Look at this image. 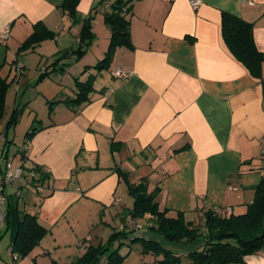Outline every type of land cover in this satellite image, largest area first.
<instances>
[{"label": "crops", "instance_id": "0c3cea01", "mask_svg": "<svg viewBox=\"0 0 264 264\" xmlns=\"http://www.w3.org/2000/svg\"><path fill=\"white\" fill-rule=\"evenodd\" d=\"M99 1L80 0V22L72 25L59 9L63 0H0V32L10 28L8 40L0 41L1 76L20 84L31 69L32 80L38 79L58 57L48 70L65 67L63 73L54 71L37 85L36 97L46 107L51 100L59 103L40 117L41 129L35 135L26 140L28 131L24 133L27 151L17 164L26 170L39 167L49 178L40 193L24 181L5 190L4 211L10 215L0 223V264H50L41 255L56 264H72L106 236L105 225L103 238L93 240L88 226L106 223L107 217L116 222L117 231L126 225L133 199L119 171L131 184L146 180L148 192L159 190V209L168 210L170 216L180 212L191 222L209 208L244 214L264 173V62L262 78H253L230 53L221 34L222 14L235 16L251 24L255 48L264 55V0L251 4L202 0L196 9L190 0H134L127 15L132 47L116 48L101 78L92 67L106 53L107 27L102 52L87 50L78 60L70 54L82 20L97 8L91 31L95 38L100 34L103 13L112 0L98 7ZM36 23L54 37L19 53ZM18 67L20 79L14 71ZM118 69L127 77H113ZM89 76L97 79L89 102L76 107L62 103L75 97V81L84 82ZM24 89L14 108L23 104L31 112L32 99L23 95ZM35 118H29L27 128ZM4 138V156L14 155L20 146L12 145L15 134L10 140L5 133ZM20 187L22 192L32 191L33 206L15 199ZM24 197L25 192L21 200ZM13 202L19 211L36 215L48 230L24 260H14L11 253L18 217ZM142 231L139 238L177 256L204 244L200 237L182 244ZM63 237L70 239L71 247L52 256L50 250L57 248L52 246L64 244ZM243 264H264V249L245 257Z\"/></svg>", "mask_w": 264, "mask_h": 264}, {"label": "trees", "instance_id": "16d2710c", "mask_svg": "<svg viewBox=\"0 0 264 264\" xmlns=\"http://www.w3.org/2000/svg\"><path fill=\"white\" fill-rule=\"evenodd\" d=\"M79 1L63 0L59 8L62 13L70 18L72 25L80 22L77 13ZM105 1L107 0H100L97 6L102 5ZM133 1L114 0L110 2L108 10L103 13L104 23L110 31V41L104 57L92 67L96 72L107 70L110 67L111 56L116 48L132 47L127 15ZM91 20L92 16L82 20L77 45L70 52V54L76 56L77 60L86 54L88 46L94 39L91 31ZM221 34L233 57L247 69L253 78L261 79L264 55L255 48L251 24L224 13L221 18ZM53 37L54 34L47 30L42 23H36L33 26V32L20 45L18 52L32 49L44 40ZM60 59L61 57H58L50 66L44 68L37 80L45 79L54 71L63 73L65 67L48 70L49 67H54ZM94 79V76H89L84 82L76 80L75 97L62 100V103L69 107L88 103L89 95L93 92ZM12 80L4 78L0 74V121L4 114L7 89ZM57 103H59L58 100L48 101L49 114ZM18 115L19 112L15 109L11 114L8 125H14L17 122ZM40 129L37 126H31L26 134V140H29ZM24 155L21 156L22 159H24ZM30 170L34 171L37 177L28 180V185L33 189L38 185L43 186V182L49 178L48 175L42 172L39 167H33ZM119 178L123 180L127 194L133 198V207L129 213L131 220L136 223H139L137 220H142L144 222L142 229L147 228L171 242L186 243L192 242L198 237H203L205 243L202 249L185 256H177L155 242L139 238L138 233L141 230L136 232L127 225H123L122 228L111 234L105 244H99L97 247L90 245L86 252L72 264H98L102 259L106 260V264H122L124 256L119 254L118 247L127 241L140 242L143 254L162 256L161 259L155 260L153 264H243L245 257L264 249V235L259 237L262 233L264 219V173L259 184L254 187L253 201L247 206L244 214L225 215L222 209L209 208L202 211L201 218L197 222L186 221L184 215L180 212L170 216L168 210L159 209L156 201L159 190L155 189L148 192L146 180L142 179L136 184H131L126 173L122 171H119ZM18 198L20 197L17 196L15 199L18 200ZM12 206L13 210L18 212V217L16 231L11 243V253L16 255L17 259H21L31 253L47 235L48 230L38 222L36 215L19 211L15 207V203ZM9 215L10 211L8 210L5 213V220ZM117 240L120 244L114 247L113 243Z\"/></svg>", "mask_w": 264, "mask_h": 264}, {"label": "rangeland", "instance_id": "374dc122", "mask_svg": "<svg viewBox=\"0 0 264 264\" xmlns=\"http://www.w3.org/2000/svg\"><path fill=\"white\" fill-rule=\"evenodd\" d=\"M108 1H111V0H108ZM112 1H114V0H112ZM99 6H100V4H99ZM98 10H99V8H97L96 10H94V12L92 14V18H93V16L95 14H99L97 12ZM101 24L102 25L100 26L101 27L100 28V31H101L100 34L98 35L97 38H95V36H94V39L92 40L91 44L88 46V50L90 51V53H92V51L94 52L92 54H99L100 52H102V49H104L103 48V42H104V40H103V38H104L103 30H105L104 27H107V25L104 23V19H102V23ZM106 47H107V50H108V46H106ZM14 71L16 72L15 74L17 75V77L20 79L22 75H20V74L17 73L16 68H15ZM34 72H35V69H34ZM28 73H31V69L26 71L25 76H23V79L21 80V83L20 84L19 83L13 84L11 82L9 88L7 89V93H6V97H5V108H4L3 118L0 121V132L2 134L5 135V133H7V137L10 140L12 139V136L15 134V140H14L13 143L11 142L12 145H13V147H15V145H20L19 147H21L23 145L24 133H26L29 130L28 129L29 126L27 128V123L29 121V118H30V120H32L34 117H36L33 120V122H34L33 125L34 126H37L40 117H46L45 116L46 115V112H48V108H47L48 106L46 107L45 104H44V102H42L41 99L37 98L36 97L37 95L35 94L37 92V85L39 83H41L42 80L41 81H38L37 79L32 80V77L30 76L31 74H28ZM97 73H101L99 75L100 78H101V76H103V75L106 74V70H102V71L97 72ZM96 81H97V79L96 80L94 79V82L95 83H96ZM94 82H93V84H95ZM24 87L26 89H24V94L23 95L25 97H27V98L29 97V98L32 99L31 105L33 107V110L31 112L29 110H25L24 109V105L21 104L20 106H18L16 108V110H18V112H19L17 122L14 125L13 124L12 125H8V121H9V119L11 117V114L15 110V108H14V106H15V100L19 98V95H21V93H22V88H24ZM10 156H12V154ZM22 180L14 181L13 184H12V186H18L19 184H21ZM22 186H24V185H22ZM20 188L21 189L19 190V192L21 194H24V192H25L26 197H24L23 200H21L22 197L21 198H18V199L20 201H23L25 203L26 207L33 206L32 203H31V201H30V199L32 197V194H30V193H32V191L31 190L30 191L26 190V191L22 192V189L23 188L22 187H20ZM24 188H26V186H24ZM26 189H29V188H26ZM26 192H28V193H26ZM131 207H133V203H132V206ZM108 218L109 217H107V221L108 222L101 223L98 226H88V229H87V230L90 231L89 233H91V235H92V236H90V234H89V236L92 237L93 240H94L95 237H99V238L102 237L103 238V235L101 234V232L103 230V227L102 226H105L106 225L105 228L108 229V230H106V236H104L105 238H104V240H103V242L101 244H105L106 241L108 240V238L111 236V234L114 231H117V229H118L117 228L118 226L116 227V222L115 221H112L110 218L109 219ZM138 222L141 225H144V222H142V220H138ZM82 227H83V225H82ZM103 231H105V230H103ZM143 231H150V230H148L147 228H144ZM151 232H153V231H151ZM153 233H155V232H153ZM155 234H157V233H155ZM157 235H159V234H157ZM159 236H161V235H159ZM200 238L204 240L203 237H200ZM63 239H64L65 242L61 246H52V247H57L56 248V251L54 249L50 250V253H51L52 256L55 255L54 252H56L57 254H59V256H61L60 254H62L65 250H67L68 248L71 247V243L72 242H69L70 239H68V238L65 239L64 237H63ZM87 239H89V238L87 237L86 240ZM98 241L97 240H96V242L93 241L94 242V245L93 246L97 247L99 245V243H100ZM192 242H186V243L183 242L182 244H190ZM51 244H52V242H50L49 245L51 246ZM119 244L120 243L117 240L116 242L113 243V246L114 247H117V246H119ZM202 247H200L199 250H201ZM118 248H119V254L121 256H124L123 261H122V264H140L141 261L143 262V260L146 261V263H148V261L149 262H153L154 261V257H152V255H150V254H143L141 252L142 251V245H141L140 242H130V241H127V242L123 243ZM27 256L21 258L20 260H24L25 258H27ZM45 257L48 258L50 264H56V262L51 261L49 259V256H45V255L39 256V258H45ZM77 259H75L74 261H76ZM102 260L99 261L98 264H106Z\"/></svg>", "mask_w": 264, "mask_h": 264}, {"label": "built area", "instance_id": "2783aa9c", "mask_svg": "<svg viewBox=\"0 0 264 264\" xmlns=\"http://www.w3.org/2000/svg\"><path fill=\"white\" fill-rule=\"evenodd\" d=\"M202 0H190V6L193 9H196ZM242 3L251 4L252 0H241ZM10 35V28L7 26L0 32V41L5 42L8 40ZM17 73H21L20 68H16ZM113 77L115 78H125L127 77V73L122 70H115L112 72ZM4 134L0 132V223L5 221V211L4 206L6 204V195L5 190L10 187L14 181L22 180L24 182H28V180L33 179L36 176V173L32 170L26 171L22 166L17 164L21 159V156L24 155L27 151L26 142L23 143L21 147L18 148L16 153L12 156H4L2 151V143L4 141ZM44 172L43 170H41ZM34 190L38 193L42 192V186L38 185L34 188ZM16 196L22 197L20 192L16 193ZM216 210V209H215ZM231 212L230 209L225 210V215H229ZM128 227L135 230L136 232L142 229V225L136 223L133 220H130L127 224ZM122 228V226H121ZM14 255V254H13ZM14 260H17V256H13Z\"/></svg>", "mask_w": 264, "mask_h": 264}, {"label": "water", "instance_id": "95a60500", "mask_svg": "<svg viewBox=\"0 0 264 264\" xmlns=\"http://www.w3.org/2000/svg\"><path fill=\"white\" fill-rule=\"evenodd\" d=\"M264 235V219L262 222V233L259 235V237H262Z\"/></svg>", "mask_w": 264, "mask_h": 264}]
</instances>
